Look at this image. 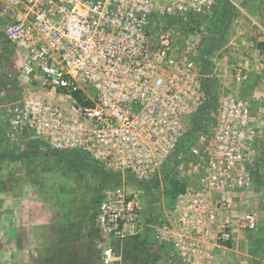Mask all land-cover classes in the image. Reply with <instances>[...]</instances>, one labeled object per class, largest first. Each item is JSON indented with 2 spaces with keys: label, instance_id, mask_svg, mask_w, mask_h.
I'll return each instance as SVG.
<instances>
[{
  "label": "built area",
  "instance_id": "2783aa9c",
  "mask_svg": "<svg viewBox=\"0 0 264 264\" xmlns=\"http://www.w3.org/2000/svg\"><path fill=\"white\" fill-rule=\"evenodd\" d=\"M219 1L0 0V33L21 74L51 96L0 104V132L11 144L34 135L51 150L82 152L106 171L148 183L146 210L138 193L103 191L94 242L101 264L122 262L105 241L134 235L148 236L171 264H217L237 233L258 229L257 212L222 217L225 196L249 190L264 157L250 101L223 97L209 141L207 77L178 54L170 29L210 18ZM236 75L246 78L242 68ZM187 155L197 159L199 178L173 191Z\"/></svg>",
  "mask_w": 264,
  "mask_h": 264
},
{
  "label": "rangeland",
  "instance_id": "374dc122",
  "mask_svg": "<svg viewBox=\"0 0 264 264\" xmlns=\"http://www.w3.org/2000/svg\"><path fill=\"white\" fill-rule=\"evenodd\" d=\"M3 21L0 18V25ZM170 29L178 54L195 60L201 75L207 77L212 105H204L203 120L208 140H212L220 100L233 95L250 101L252 127L264 145V0H220L210 18ZM5 40L0 33V48ZM8 45L11 52H6L5 61L0 64V104L8 106L27 95L46 99L40 91L42 83L21 74L20 59L13 46ZM239 68L245 79L238 80ZM30 140L31 136H26L16 145L8 143L7 147H12L9 153L0 147V264H44L70 238V230L81 238L76 246L92 244L97 263L101 264L93 243L100 234L95 230L91 240L86 238V212L96 211L106 188L140 194L146 210L150 198L148 183L106 171L78 151L33 148ZM196 163L192 155L179 162L172 179L176 184L171 182L173 190L196 184ZM258 166L259 177L249 190L225 196L229 208L223 212L224 219L236 220L248 210L259 214L260 203L255 204L257 198L264 197V157ZM105 245L123 256L120 264H132L123 247L118 249L109 241ZM152 251H145L140 257L153 258ZM166 258L160 255L157 264H171ZM217 264H264V228L237 233Z\"/></svg>",
  "mask_w": 264,
  "mask_h": 264
},
{
  "label": "trees",
  "instance_id": "16d2710c",
  "mask_svg": "<svg viewBox=\"0 0 264 264\" xmlns=\"http://www.w3.org/2000/svg\"><path fill=\"white\" fill-rule=\"evenodd\" d=\"M5 44L2 45L0 48V64H2L5 61V54L6 52H11V49L9 48L8 41L5 40ZM10 44V43H9ZM41 144V145H40ZM40 144H36L37 147L42 148L43 145L41 142ZM40 145V146H39ZM0 147L3 148V145H0ZM11 149V148H10ZM4 153H9V151H5L3 149ZM81 155L85 156L82 152H80ZM86 157V156H85ZM175 164V162H169L167 166ZM166 166V167H167ZM164 171H167V168L164 169ZM173 182V180H172ZM173 184H176V182H173ZM174 186V185H173ZM184 186L177 187L176 190H182ZM175 191V190H173ZM100 201L98 202V204ZM97 210V209H96ZM88 219H87V233L86 238L88 240H91L95 233L93 231L96 230V233L99 234V228L97 226V213L93 209L91 212H86ZM70 238L64 242L63 245L56 248L55 252L51 255V257L47 260L44 264H98L97 263V256L95 255L94 248L91 247L92 244L87 245L81 244L80 246H76L77 242L81 241V238L78 234L74 232V230H70ZM97 240V239H96ZM125 240H116L111 241L113 245L116 244L117 248L120 249L123 247V251H125L127 257L130 256L132 260V264H157L160 255L153 252V246L148 240V236H133L131 238V241ZM95 241H93L94 243ZM115 248V247H114ZM152 251L154 254V257L151 258L150 255H148L147 260H143V258L140 257V254H143L145 251ZM117 254H119V251H116ZM121 255V254H119ZM123 257V256H122ZM126 257V258H127Z\"/></svg>",
  "mask_w": 264,
  "mask_h": 264
},
{
  "label": "crops",
  "instance_id": "0c3cea01",
  "mask_svg": "<svg viewBox=\"0 0 264 264\" xmlns=\"http://www.w3.org/2000/svg\"><path fill=\"white\" fill-rule=\"evenodd\" d=\"M206 81H208L207 79H206ZM40 91H42L43 92V94H44V96H46V97H51L50 95H49V92H46V91H44V90H40ZM251 126H253V122L251 123ZM26 136H31V143L32 144H34V146H32L33 148L34 147H36V144H40V141L34 136V135H31V134H24V135H21L20 136V139H19V141L20 140H22V139H25L26 138ZM3 137H7V133L6 132H0V141H1V143H0V145H3V148L2 149H4L5 151H9V152H12V150L9 148V147H7V144L9 143V141H8V137L6 138V140H2V138ZM13 145H16V144H13ZM41 145V144H40ZM39 145V146H40ZM12 148V147H11ZM259 167V166H258ZM258 171H259V169H258ZM262 173H261V178H263L264 179V171L262 170L261 171ZM258 173L259 172H257V178L259 177L258 176ZM257 178H256V181H257ZM255 181V182H256ZM255 184V183H254ZM262 185H260V187H261ZM260 193H261V191H259ZM260 203V207H261V210H260V212H259V214H258V227L259 226H261L262 227V229L264 228V197L261 195L260 197H259V199L257 198V200H256V204H255V206H257L258 204L257 203ZM249 211H252V210H248L247 212H249ZM8 211H6V213H7ZM223 218H224V216H222ZM226 217L228 218V216L226 215ZM237 235V234H236ZM153 251L155 252V253H157L156 251H155V249H153ZM159 255H162L163 257H165V255H163V254H160V253H158ZM220 257H221V255H220ZM220 257H219V261H220ZM166 258V257H165ZM167 259V258H166ZM218 261V262H219Z\"/></svg>",
  "mask_w": 264,
  "mask_h": 264
}]
</instances>
